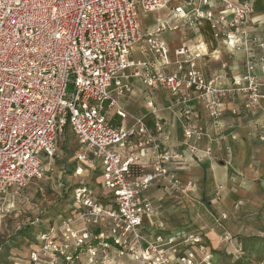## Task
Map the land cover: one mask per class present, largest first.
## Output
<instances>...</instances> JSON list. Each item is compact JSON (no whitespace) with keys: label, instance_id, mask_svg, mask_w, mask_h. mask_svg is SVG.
Returning a JSON list of instances; mask_svg holds the SVG:
<instances>
[{"label":"built area","instance_id":"1","mask_svg":"<svg viewBox=\"0 0 264 264\" xmlns=\"http://www.w3.org/2000/svg\"><path fill=\"white\" fill-rule=\"evenodd\" d=\"M172 1L0 0V212L7 195L43 179L64 126L89 161L99 160L100 187L109 193L102 202L89 187L73 188L81 211L37 235L28 264H75L79 258L78 264H200L193 248L203 252L198 236H152L143 225V217L153 213L143 192L165 178L177 187L170 165L181 158L159 138L162 125L153 102H147L152 126L145 116L122 110L116 113L121 124L109 123L104 106L111 90L131 94V78L145 88H163L176 95L185 141L199 142L203 129L191 100L212 124L221 119L229 95L242 97L244 111L264 113V83L257 73L264 78V40L247 30L249 0H180L154 31L143 30L141 14ZM173 21L192 33L207 23L214 39L244 54L229 87L203 74L202 42L175 49L171 60L160 33L176 29ZM136 44L145 60L130 59ZM85 159L79 154L77 162ZM74 174L81 176L83 169L76 165Z\"/></svg>","mask_w":264,"mask_h":264},{"label":"crops","instance_id":"2","mask_svg":"<svg viewBox=\"0 0 264 264\" xmlns=\"http://www.w3.org/2000/svg\"><path fill=\"white\" fill-rule=\"evenodd\" d=\"M249 1L252 11L247 30L253 37L264 40V0ZM180 3V0H173L164 9L141 14L143 30L154 31L171 9ZM174 25L176 29L160 33L169 46L171 60H174L172 52L175 49L196 41L202 42L206 48L204 58L200 61L203 74L206 77H219L222 86L229 87L233 77L241 72L244 54L233 52L227 44L214 39L207 23L195 33L187 31L180 21H173ZM139 46L136 44L131 47V60H145ZM257 73L264 83L259 70ZM130 84L132 92L127 96H118L111 90L110 99L104 106L106 120L120 125L116 113L122 110L130 115L145 116L146 123L152 126L153 116L147 107V102L152 101L162 125L159 138L169 149L181 155L179 160L170 165V170L176 175L177 187L165 178L143 192V197L153 206V213L143 217L146 232L152 236H198L203 252L197 246L193 248L200 264H241V260L244 264H264L263 111H244L242 97L229 95L224 101L221 119L212 124L207 113L195 100H191L190 105L199 112L198 123L203 129V139L186 142L175 103L176 95L163 88H145L136 78H131ZM261 89L264 90V86ZM190 147H194L195 151L190 152ZM114 150L118 151L116 147ZM85 156L88 163L94 161H89V153ZM143 163L146 164V159ZM48 169L46 167L47 172ZM99 178L100 185V169ZM188 183L191 184L190 188H186ZM167 194H174L180 201V207L173 206L175 212L179 213V221L169 219L162 223L158 220L155 199ZM108 198L102 196L101 201ZM63 217L70 216L59 215L58 222ZM243 255L245 259H241Z\"/></svg>","mask_w":264,"mask_h":264},{"label":"rangeland","instance_id":"3","mask_svg":"<svg viewBox=\"0 0 264 264\" xmlns=\"http://www.w3.org/2000/svg\"><path fill=\"white\" fill-rule=\"evenodd\" d=\"M70 91L67 89L68 94ZM79 154L86 155L85 147L77 141L69 127L64 126L57 137L55 156L44 163L45 168L49 169L43 179L33 181L19 193L7 195L3 201L6 209L0 212V264H28L31 248H37V235L51 224L57 226L59 215L74 217L81 211V207L72 200L74 187H89L100 200L102 196L109 195L98 184L99 160L78 163ZM76 165L83 169L81 176L74 174ZM179 202L174 194L159 195L155 199L158 220L162 223L169 219L179 221V213L173 207H180ZM194 215L192 212V217ZM105 231L108 233L109 227ZM241 259H245V256ZM80 260H76L75 264Z\"/></svg>","mask_w":264,"mask_h":264}]
</instances>
